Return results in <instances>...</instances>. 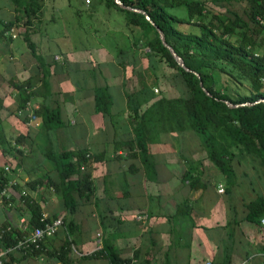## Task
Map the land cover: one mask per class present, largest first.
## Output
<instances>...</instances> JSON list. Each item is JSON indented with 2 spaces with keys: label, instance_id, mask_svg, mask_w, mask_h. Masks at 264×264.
<instances>
[{
  "label": "crops",
  "instance_id": "1",
  "mask_svg": "<svg viewBox=\"0 0 264 264\" xmlns=\"http://www.w3.org/2000/svg\"><path fill=\"white\" fill-rule=\"evenodd\" d=\"M6 5L13 11L9 1ZM19 37L0 42V118L12 145L19 135L28 136V142L16 146L23 154L10 148L4 154L0 148V174L13 184L7 187L11 206L0 203V226L27 225L19 205L23 194L40 204L47 218L62 217L76 229L69 238L65 227L59 228L42 241L38 256L17 252L10 264H60L50 255L67 239L73 243L68 264H110L104 255L90 257L106 246L134 264H264V218L249 220L246 209L254 198L264 196V189L257 185L264 183L258 164L256 169L245 161L235 164L236 184L228 190L223 176L207 162L196 136L185 132L160 134L156 142L147 141L153 163L145 168L130 142L133 127L125 98V73L116 52L98 46L49 54L48 42L36 40V52L45 57L37 60L29 50L14 51ZM133 54L138 56L137 51ZM140 61L137 71L146 66ZM137 78L130 81V87L134 81L148 84L144 73ZM44 79L49 94L43 88ZM26 81L33 97L23 115L17 111L20 96L12 83ZM104 86L112 100L107 115L97 113L94 103V90ZM40 106L58 107L61 125L46 132L39 118L31 120L32 111ZM48 149L90 155L86 172L93 193L89 198L75 195L77 208L71 214L64 210L61 192L51 188L59 174L45 157ZM242 166L250 168L243 171ZM191 169L199 179L197 188L184 180ZM219 185L224 187L223 194L217 192Z\"/></svg>",
  "mask_w": 264,
  "mask_h": 264
},
{
  "label": "trees",
  "instance_id": "2",
  "mask_svg": "<svg viewBox=\"0 0 264 264\" xmlns=\"http://www.w3.org/2000/svg\"><path fill=\"white\" fill-rule=\"evenodd\" d=\"M8 1L13 16L0 21V42L11 41L12 32L22 26L23 32L19 36L38 60L30 30L34 22L40 20L43 0ZM95 1L106 10L121 13L124 26L131 33V40L127 38L123 44L115 43L112 50L116 52L118 65L125 73V98L133 127L130 142L138 150L145 168L153 163L148 142H156V136L160 134L175 136L192 132L205 152L207 162L223 176L228 190L236 184L235 164L247 159L258 164L264 176V103H258L264 100V0H119L124 7L144 11L162 32L167 45L191 72L177 65L162 45L157 30L144 15L122 8L114 0ZM231 2L245 4L243 15L234 11H227L226 14L216 9L221 8V3ZM134 51L138 52V56L133 54ZM140 60L145 61L146 66L137 71ZM130 66L131 75L127 77ZM140 72L147 76L148 84L138 82L137 85L134 81L130 87V81L137 78ZM192 72L197 73L199 78ZM200 82L210 96L203 92ZM12 84L20 96L17 111L24 115L33 97L31 84L27 81ZM42 85L49 94L45 79ZM155 89L159 93H155ZM170 90L176 95H171ZM225 102L251 105L230 108ZM94 103L97 113L107 115L110 112L112 100L107 86L94 90ZM23 115L22 118L27 120ZM32 115L40 119L46 132L61 125L58 107L40 106L32 111ZM26 142L28 136L19 135L12 145L3 132L0 118V148L4 154L7 148L23 154V150H16V146ZM47 151L45 157L55 164L59 174L58 183H51V188L61 192L64 210L71 214L77 208L75 195L89 198L93 193V184L86 172L90 155L78 150ZM184 180L191 188H197L199 179L194 170H188ZM7 186L5 175L0 174V190ZM200 186L205 187L203 184ZM9 201L12 202V199ZM20 202V209L27 217V232L11 224L0 226V251L16 247L28 232L42 225L41 205L23 194ZM246 209L249 220L264 218V196L254 198ZM64 222V231L70 238L76 226L71 221ZM42 243L38 249L13 250L8 253L5 264H10L12 255L17 252L25 257L38 256ZM72 245V240L67 239L50 256L60 264H68ZM101 255L106 256L110 264H130L119 252L107 246L90 257Z\"/></svg>",
  "mask_w": 264,
  "mask_h": 264
},
{
  "label": "rangeland",
  "instance_id": "3",
  "mask_svg": "<svg viewBox=\"0 0 264 264\" xmlns=\"http://www.w3.org/2000/svg\"><path fill=\"white\" fill-rule=\"evenodd\" d=\"M85 1L43 0L40 20L34 22V27L30 30L32 40L48 42L46 50L49 54H59L68 48L75 51V48L79 50L78 47L90 49L103 46L108 50L114 47L115 43L123 44L128 39L131 40V33L124 26L121 13L113 9L106 10L95 0H89L88 4ZM7 2L8 0H0V20L2 18L10 19L13 16L12 10L8 9V5H6ZM207 4L211 5L210 2ZM216 9L226 14H228L227 11H234L243 15L246 7L244 3L231 2L230 4L221 3V8ZM22 32L23 27L21 26L12 34L19 37V33L22 34ZM77 42H80L81 45L77 46ZM15 47L18 49L14 51L28 50L21 37L16 39ZM36 54V58H45L44 53L36 52ZM170 92H172L171 95H176L173 90ZM245 163H249L255 169L258 168L250 159L245 160ZM249 168L250 166H242L241 170L247 171L246 169ZM8 177L13 178L10 174ZM257 185L261 186L260 190L264 189V183L258 182Z\"/></svg>",
  "mask_w": 264,
  "mask_h": 264
},
{
  "label": "built area",
  "instance_id": "4",
  "mask_svg": "<svg viewBox=\"0 0 264 264\" xmlns=\"http://www.w3.org/2000/svg\"><path fill=\"white\" fill-rule=\"evenodd\" d=\"M87 4L89 3V0L85 1ZM12 32V30H11ZM13 33V32H12ZM12 37L15 38V35L12 34ZM55 60H59V57H55ZM155 93H157V89L154 90ZM29 118L31 120H35L36 117L34 115H30ZM10 187L13 185L12 183L8 184ZM8 187V186H7ZM7 187L0 190V203L7 202V206H11V202L9 201L10 195L8 194ZM217 192L219 194L224 193V187L222 185L218 186ZM25 196V195H24ZM138 220H143L142 217H138ZM42 222V225L39 227L34 228L30 232H28L22 240L16 245V247L9 248L6 250L0 251V264H5L7 261V255L8 253L12 252L13 250H24L27 251L28 249H38L40 243L56 234L59 228L64 227V219L62 217H58L55 219H49L45 215H42V218L40 220ZM262 224H264V219L261 221ZM20 229L23 232H27V225L22 222ZM130 264H134L133 262ZM206 264H210V262H207Z\"/></svg>",
  "mask_w": 264,
  "mask_h": 264
},
{
  "label": "water",
  "instance_id": "5",
  "mask_svg": "<svg viewBox=\"0 0 264 264\" xmlns=\"http://www.w3.org/2000/svg\"><path fill=\"white\" fill-rule=\"evenodd\" d=\"M115 1V3L116 4H118L120 7H122V8H125V9H128V10H131V11H133V12H136V13H139V14H142V15H144V17H145V19L147 20V21H149L150 22V24L152 25V26H154L155 27V24L150 20V18H149V16L144 12V11H141V10H137V9H132V8H129V7H124L123 5H122V3L119 1V0H114ZM155 29L157 30V32H158V34H159V37H160V40H161V42H162V45L165 47V48H167L168 49V51L171 53V55H172V57L174 58V60L176 61V63H177V65L180 67V68H182L184 71H186V72H191L185 65H184V62H183V60L174 52V50L169 46V45H167V43L165 42V40H164V37H163V34H162V32L157 28V27H155ZM197 78H199V75L197 74V73H194V72H192ZM200 87H201V89L203 90V92L207 95V96H210V94L208 93V91L205 89V88H203V85H202V83L200 82ZM259 102H263L264 103V100H259L258 101V103ZM226 104H227V106L228 107H230V108H237V107H239V106H248V105H251L250 103H246V104H244V105H233V104H231V103H229V102H225Z\"/></svg>",
  "mask_w": 264,
  "mask_h": 264
}]
</instances>
